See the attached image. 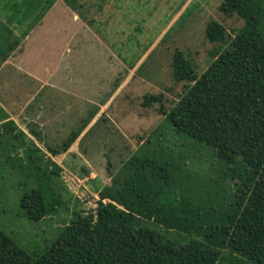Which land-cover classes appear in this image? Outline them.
I'll list each match as a JSON object with an SVG mask.
<instances>
[{
    "label": "trees",
    "instance_id": "obj_1",
    "mask_svg": "<svg viewBox=\"0 0 264 264\" xmlns=\"http://www.w3.org/2000/svg\"><path fill=\"white\" fill-rule=\"evenodd\" d=\"M58 1L6 0L7 33L13 35L15 27L23 29L22 38L28 37ZM63 1L78 13L80 0ZM220 10L244 21L228 47L210 53L213 61L200 77L177 49L173 77L191 85L170 111L164 94L145 95L142 106L158 104L175 131L214 149L228 167L222 186L233 179L235 187L228 194L220 186L215 193L206 188L164 197L146 172L156 177L162 170L144 155L148 140L99 191L96 208L74 213L47 249L29 253L0 231V264H264V0H224ZM227 37L224 25L208 24L209 42L225 43ZM97 110L82 129L45 151L37 143L41 134L33 129L26 133L0 106V172L20 176V209L28 219L50 217L67 203L64 170L54 158L71 149ZM133 170L123 179V173ZM165 170L159 180L169 182L174 172ZM142 221L182 233L185 242Z\"/></svg>",
    "mask_w": 264,
    "mask_h": 264
},
{
    "label": "rangeland",
    "instance_id": "obj_2",
    "mask_svg": "<svg viewBox=\"0 0 264 264\" xmlns=\"http://www.w3.org/2000/svg\"><path fill=\"white\" fill-rule=\"evenodd\" d=\"M5 2L0 0V73L7 74L2 69L9 61L12 69L23 66L39 78L40 73L61 84L69 83L67 88L80 99L58 101L55 110L64 119L52 137L44 138L38 132L40 125L25 120L23 107L17 116L22 128L29 134L36 125L35 131L41 134L37 143L46 151L60 145L72 130L82 129L97 107L98 114L75 144L82 162L70 156L55 158L65 168L63 177L70 191L65 195L67 203L56 214L39 221L28 219L20 209L23 194L18 186L20 176L0 172V231L29 253L47 249L73 220L74 213L96 208L99 195L95 197L92 193L111 176L119 174L148 140L144 155L156 160L162 170L156 172V177L146 172L154 186L165 192L164 197L169 194L174 198L195 189L221 191L228 167L216 157L214 149L175 131L160 114L158 104L144 108L142 102L147 94H164L166 109L170 111L185 93V86L191 85L177 83L173 77L171 62L177 49L184 52L200 77L213 61L210 53L228 47L244 21L237 15L221 12L224 0H80L78 13L59 0L48 14V24L43 26L46 30H38L35 38V32L22 38L23 29L15 27L13 35L7 33ZM211 22L226 27L225 43L209 42L207 26ZM26 49L30 50L27 55ZM6 53L8 58H4ZM9 75L16 82L14 91L20 89L17 83L29 79L16 78L13 72ZM124 77L126 86L109 101L110 93L113 96ZM28 89L27 96L32 99L37 90ZM85 98L98 103H86ZM16 105H10L9 110L14 111ZM167 167L173 169V179L159 180L158 175L165 174ZM87 171L96 178L91 175L93 180H86ZM134 172L126 171L123 179ZM225 184L222 188L228 194L236 180L227 179ZM142 225L159 230L169 239L185 242L184 235L177 231H167L151 221H142Z\"/></svg>",
    "mask_w": 264,
    "mask_h": 264
},
{
    "label": "crops",
    "instance_id": "obj_3",
    "mask_svg": "<svg viewBox=\"0 0 264 264\" xmlns=\"http://www.w3.org/2000/svg\"><path fill=\"white\" fill-rule=\"evenodd\" d=\"M51 10H50V12H51ZM48 14L45 16V18L41 22L42 24H40L37 27V29L33 31V32H35L34 38H35V35H37L38 30H42V31L46 30V29H44L43 26L48 24V22H46L48 19ZM75 20H79V18L75 17ZM27 43H29V41H27ZM26 51H27L26 55L30 53L29 49L28 50L26 49ZM9 64H10V62L8 61L2 69V71L5 69V71H7V74H5L3 76V73H0L1 74L0 75V106L9 115L10 120L14 121L21 129H23V128L19 124V122L17 120V116L20 113L19 109L21 107H23L24 109H26V111L23 115L25 120H27L29 122L31 120V122L40 125L41 128L38 130V132H40V133L42 132V136H45L44 138L52 137V134L55 132L57 133L58 129L60 128L61 123H62L61 120L64 119V115H61L60 113H58L57 110H55V106H57L59 104L58 101L62 100V99H66L67 101L75 100L76 102H79L80 99H78L76 94L70 92V90L67 88L69 83L61 84L60 82H57L55 80H51L52 78H50V76L46 78V76H43L40 73H39V75L41 76V78H39L35 75H32L30 73V72H32V70L29 68H24L22 66L21 67L22 69H12L9 67V66H11ZM9 72H13L14 75L16 76V78L23 79L25 77H29V79H27L28 81H26L24 79V81H26L25 83H21L20 85H19V83H17V86L20 87L19 91L13 90V87L16 84V82L14 81V76L13 75L10 76ZM26 73L28 74V76L26 75ZM33 73H35V72L33 71ZM126 81H127V78H125V77L119 81V85L117 86L118 89L115 91L113 96L110 93L111 99L109 101H111L112 99L116 98L119 94H121L122 90L126 86ZM28 88H31L30 89L31 92H35L37 90L35 97H32V99H30V96H27V90H29ZM16 94H17V96H15ZM18 94H21L20 98L18 97ZM3 96H6V98H3ZM68 98H72V99H68ZM85 100H86V103H91V104L98 103V102H96V100H92L89 98H85ZM16 103H17V105L15 107V110L10 111L9 106L16 104ZM95 118H96V116H95ZM38 120H40V123ZM44 121H45V124H43ZM33 128H34V130H36L37 129L36 125H33ZM81 136H80V138H81ZM75 144H77V142ZM75 144L71 147V149L67 153L62 154L60 156H62V157L63 156H70L72 158V160H77V161L82 162L83 158L81 157V155L78 152L75 151ZM57 157H59V156H57ZM55 158H54V160L56 161ZM87 164L89 167L91 166L89 163H87ZM63 170H65L64 167H63ZM87 173H88V175L85 177V179L86 180H93V178H91L90 176L91 175L95 176V174L94 173L89 174V171H87ZM94 178H96V176ZM110 184H111V179L104 181L103 187L97 188V190H95L92 194L96 197L98 195L99 191H101L105 186H108Z\"/></svg>",
    "mask_w": 264,
    "mask_h": 264
}]
</instances>
